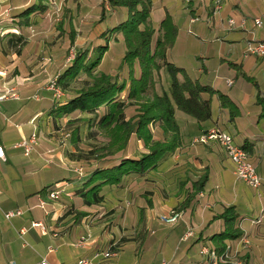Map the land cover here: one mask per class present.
Returning a JSON list of instances; mask_svg holds the SVG:
<instances>
[{
    "label": "crops",
    "instance_id": "obj_1",
    "mask_svg": "<svg viewBox=\"0 0 264 264\" xmlns=\"http://www.w3.org/2000/svg\"><path fill=\"white\" fill-rule=\"evenodd\" d=\"M4 1L10 5L12 15L29 2ZM175 2L177 8H181L173 15L165 5L157 18L152 12V20L158 27L169 14L178 27L176 38L180 23L187 21L186 32L192 31L190 25L196 24L197 38L204 47L192 58L198 56L199 63L190 64L189 71L178 66L177 59L170 54L177 39L167 51V59L217 91L209 97L211 118L196 122L177 112L181 147L161 160L154 175L133 178L122 189L107 192L101 206L88 208L78 199L75 210H85L90 215L75 221L72 214H67L72 203L67 206L66 199L72 198L74 188L63 180L72 175L70 169L65 168V149L58 146L60 149L56 152V148L48 147L50 138L44 137L46 130L53 133L55 126L65 124L66 119L49 115L53 105L51 92L35 81L38 78L36 56L42 42L29 39L25 29L13 18L0 19V80L15 84L9 89L18 97L0 102L5 104L0 113L7 123L0 127V147L5 154L0 166L9 165L4 172V189L0 188V200L4 201L0 212V264H40L42 260L48 264H74L77 259L91 257L113 243L118 246L117 255L101 260L100 264H206L207 257L200 249L214 247L212 237L224 229L220 215L230 206L237 214L234 227L249 241L248 247L241 250L242 255H247L244 264H264V109L257 100L259 95L264 98V58L244 55L245 42L250 37L264 40V0H222L216 12L213 11L214 0ZM170 4L167 3L169 9L176 5ZM95 11L97 19H93V28L98 25L102 32L111 21L98 23L99 9ZM193 17L198 20L192 22ZM253 17L262 19L261 28L253 27ZM228 18L236 21L244 18L246 24L228 31L225 23ZM19 36L23 38L17 43ZM107 47L106 59L111 52L110 44ZM58 55L54 62L58 63L56 71L60 73L64 53ZM53 67L50 66V70ZM46 69L42 70V77L46 76ZM227 80L232 83L229 85ZM219 93L227 96L236 108L222 107ZM211 128L227 132L236 145L245 147L249 161L263 180L259 188L236 179L233 164L217 142L198 141V137ZM32 133L37 135V141L33 150L25 155L19 144ZM130 146L134 152L141 149L140 141L134 137ZM204 174L207 181L203 190L190 207L182 210L180 220L172 226L159 223L158 216L180 206L185 192ZM50 184L61 188L56 199L49 198L48 191L41 192ZM17 209L23 213L9 219L5 217L6 212ZM259 216H262L261 223L251 224L250 220ZM33 223L40 225L33 226ZM188 229L193 234L185 238ZM168 235L172 243L154 253L156 240H166ZM80 240H83L81 244ZM162 240L160 245L164 243ZM225 243L236 246L238 240Z\"/></svg>",
    "mask_w": 264,
    "mask_h": 264
},
{
    "label": "trees",
    "instance_id": "obj_2",
    "mask_svg": "<svg viewBox=\"0 0 264 264\" xmlns=\"http://www.w3.org/2000/svg\"><path fill=\"white\" fill-rule=\"evenodd\" d=\"M43 1L29 0L11 18L23 29L43 23L48 6ZM71 18L68 15L63 26L71 25ZM101 21L114 23L102 28L90 49L76 47L73 60L61 67L56 83L64 95L56 100L52 98L49 113L54 118L68 121L84 113L95 114L98 120L96 133L100 131L106 139L100 147L90 150L82 147V153L88 151L87 155L91 157L77 159L87 163L80 174L76 172L80 177L74 174L63 179L77 183L73 194L88 208L101 206L107 192L122 189L131 179L154 175L161 160L182 145L176 113L181 112L196 122L208 121L211 118L209 97L217 92L168 61L167 51L175 43L178 27L169 14L157 27L152 20L150 0H101L97 22ZM58 26L65 29L61 24ZM117 33L123 39V53L117 57L114 66L122 71L121 82L117 80L119 74L113 77L105 57L109 35L117 40ZM66 34L73 45L75 30L71 28ZM22 38L17 37L16 42L20 43ZM162 70L168 74V86L158 90ZM82 74L86 76L84 84L71 91V83ZM218 97L222 107L236 108L227 96L219 93ZM257 100L264 109V98L259 95ZM133 137L141 143V149L136 152L130 146ZM70 138L71 144L79 142L78 126L74 127ZM206 181L207 175L204 174L193 182L185 192L183 203L172 210L182 213L185 207H190ZM54 189L55 184H50L41 192L49 193ZM74 205L67 210L74 221L90 215L85 210L76 211ZM220 217L224 229L212 237V249L217 252L224 249L226 240L235 241L242 236L241 230L234 227L237 217L234 207L225 208Z\"/></svg>",
    "mask_w": 264,
    "mask_h": 264
},
{
    "label": "rangeland",
    "instance_id": "obj_3",
    "mask_svg": "<svg viewBox=\"0 0 264 264\" xmlns=\"http://www.w3.org/2000/svg\"><path fill=\"white\" fill-rule=\"evenodd\" d=\"M151 1V8L152 12L154 13V17L157 18V15L163 13V6L166 5V9L170 10V13L173 15L178 9L177 4L175 0H150ZM101 0H45L43 1V4H48L47 6V13L44 17L43 23H38V25L29 26L25 29V34L28 36L29 39H36L37 41H41V47L38 48L39 54L36 56V76L38 78L35 79L36 83L43 84V87L46 88V86L50 85L49 83L52 82L53 79L57 80L58 75L60 74L59 71L57 72L58 63L54 62L55 59L59 57L58 54L62 56L64 53V56L61 58V64L60 68L71 62L75 55V48L81 47V46H87L88 49H90V46L93 45V42H95V39L97 36V33H102L101 29L98 27V25L93 28V19H97L96 11L99 9V4ZM168 2H171L170 5H172V9H169V5H167ZM10 5H7V1L0 0V19H7L11 18L12 12L11 8L8 9ZM17 10H15L16 12ZM70 15L72 18L71 25L66 24L63 26L64 21L66 20L67 16ZM194 18V17H193ZM185 21V20H184ZM96 22V21H94ZM180 23L179 24V35L177 39V45L173 46L174 48L171 49L170 54L171 57L174 55V59H177L176 61L179 63L178 66L184 67L186 71H189L190 64H197L199 63L198 56H195L192 58L193 55H197L198 52L200 53L204 47V44L200 43V40L197 38V34L195 32V26L196 24L190 25L192 31L187 30L188 23ZM91 23V24H89ZM113 21H111V25H113ZM59 24H61L62 28H59ZM184 27V28H183ZM73 28L76 32V38L74 41V44L71 45L69 38L66 34V31ZM186 29V30H185ZM195 33V34H194ZM95 37V39L90 40ZM87 40V42H85ZM110 37L108 38L107 44H110L111 46V52L110 56H108L106 63L107 65L111 66V73L114 75L113 77L116 78L115 74H121L117 69H115V60L117 57L123 53V39L121 34L117 33V40H114ZM91 42V43H90ZM41 57L46 58L43 60ZM111 57V58H110ZM111 59V60H108ZM57 63V64H56ZM111 64V65H110ZM50 66H55L50 70ZM104 67V66H103ZM44 68H48L45 71L46 76L42 77V70ZM61 71V70H60ZM116 71V72H115ZM50 74H49V73ZM35 76V77H36ZM86 76L85 74L80 75L77 79H75L71 83V91L80 88L84 84ZM34 80V78L32 79ZM118 82H121V75L117 78ZM0 95L3 94L6 89H9L12 87L11 83H7V81L0 80ZM3 82L5 83L3 85ZM15 85V84H13ZM4 86V87H3ZM168 86V74L164 70L161 71L158 83H157V89L160 90V88H166ZM6 88V89H5ZM52 92V91H50ZM52 96V94H51ZM53 98V97H52ZM56 100V99H55ZM5 107V104H0V111L3 112ZM4 118L1 116L0 113V127H3L7 125L5 123ZM87 119H90L88 122ZM97 118H95V114H82L77 118H74L70 121L66 119L65 124H60L55 126V131L53 133L47 132V130L44 133V137L46 139L49 137L51 142L49 143V148H56V152L58 146H61V148L65 149L66 153V167L69 168L71 172L72 168L79 169L81 168L83 170V167L87 164L85 163L86 160H77L80 157H86L89 155L88 151L86 153H82V147L85 150H90L95 147H100L106 139L102 134H100V131H98V128L96 126ZM75 126H78L79 128V142L77 144H71V138L70 134L72 133ZM53 137V139L51 138ZM77 145L79 147H77ZM21 150V149H20ZM88 154V155H87ZM64 156V155H63ZM91 157V156H88ZM87 158V157H86ZM77 160L75 163L74 161ZM70 164V165H69ZM9 165L1 164L0 166V188L4 189L3 186V179H4V172L7 170ZM77 174L75 170H73L72 175ZM77 176H79L77 174ZM80 177V176H79ZM68 184L70 182H67ZM76 182H71L70 187L75 188ZM6 195V193H5ZM79 197L72 195V198H67L66 203L68 204H78ZM76 201V202H75ZM75 204V205H76ZM4 208V201L0 200V212ZM175 229V228H174ZM162 239L158 238L156 247L153 245L152 247H155L153 249L154 253H157V249L160 247H164L165 244L172 243L171 237L169 238V235L166 240L163 238V244L160 245ZM168 240V242H166ZM153 256H156L155 254H152ZM243 254V259H244Z\"/></svg>",
    "mask_w": 264,
    "mask_h": 264
},
{
    "label": "built area",
    "instance_id": "obj_4",
    "mask_svg": "<svg viewBox=\"0 0 264 264\" xmlns=\"http://www.w3.org/2000/svg\"><path fill=\"white\" fill-rule=\"evenodd\" d=\"M222 6V0H214V12L218 11ZM198 17L191 18V21H197ZM226 29L232 31L236 28L244 27L246 24V19L242 18L239 21H236L234 18H228L226 20ZM252 24L254 28H261L263 21L260 17H253ZM245 56H254L264 58V40H255L253 37H250L245 42L244 47ZM227 83L230 85L231 80H227ZM50 85L46 86V89L52 91L53 99H59L64 94L62 90L57 86L56 79H53ZM18 98L17 94L11 90L7 89L3 94L0 95V102L6 99H15ZM34 98H37L35 95ZM37 141V135L32 133L27 140H23L19 147L23 149L25 155H28L34 148ZM198 141L207 144L208 142L215 141L217 142L225 151L227 158L233 164V173L236 179L243 181L246 185L252 188H259L262 184V178L257 174L256 168L249 161L248 155L242 146L236 145L233 141V138L227 132L219 128H211L198 137ZM5 160V154L3 149L0 147V161ZM79 174L81 173V168L75 169ZM61 193V188L57 187L53 191H49V198L56 199ZM43 204V203H41ZM23 212L19 209L15 211H10L5 213L7 219L20 215ZM182 213L178 211L171 210L168 213L160 214L158 216V221L164 225H175L181 218ZM262 216L257 218H252L250 220L251 224L258 225L261 223ZM33 226L40 225L39 223H33ZM24 231L22 230L21 233ZM193 234L192 230H187L184 234V237L187 238ZM83 240H80L81 244ZM249 245V241L246 236H241L238 239L236 246L226 244L224 249L220 252L207 246H202L200 253L207 257L206 264H243V249H246ZM117 245L113 243L103 250L96 251L91 257H83L76 260L74 264H100L103 259H110L117 255ZM14 264V263H12ZM40 264H48L47 261L42 260Z\"/></svg>",
    "mask_w": 264,
    "mask_h": 264
}]
</instances>
